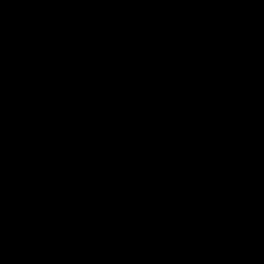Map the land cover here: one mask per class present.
<instances>
[{
  "label": "water",
  "instance_id": "95a60500",
  "mask_svg": "<svg viewBox=\"0 0 264 264\" xmlns=\"http://www.w3.org/2000/svg\"><path fill=\"white\" fill-rule=\"evenodd\" d=\"M0 264H264V0H0Z\"/></svg>",
  "mask_w": 264,
  "mask_h": 264
}]
</instances>
